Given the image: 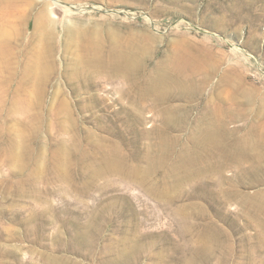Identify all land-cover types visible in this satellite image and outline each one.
Returning a JSON list of instances; mask_svg holds the SVG:
<instances>
[{
	"label": "rangeland",
	"instance_id": "obj_1",
	"mask_svg": "<svg viewBox=\"0 0 264 264\" xmlns=\"http://www.w3.org/2000/svg\"><path fill=\"white\" fill-rule=\"evenodd\" d=\"M8 1L0 264H264V0H39L56 27L27 36ZM96 33L141 54L135 76L88 63ZM163 65L184 90H149ZM217 115L221 149L200 144Z\"/></svg>",
	"mask_w": 264,
	"mask_h": 264
},
{
	"label": "bare ground",
	"instance_id": "obj_2",
	"mask_svg": "<svg viewBox=\"0 0 264 264\" xmlns=\"http://www.w3.org/2000/svg\"><path fill=\"white\" fill-rule=\"evenodd\" d=\"M56 1L59 2L58 0ZM8 2L10 4H13L22 13L19 22L25 27L24 36H27V23H30L31 20H34L37 28L45 30L46 34L49 33V25H51L53 30H55L56 23L55 21H53L52 14L50 13V9L48 10V6L46 3L40 2L39 0H9ZM35 6L39 7L38 9H35L36 14H28L27 12L29 8H35ZM63 8L65 9L66 16H74L86 11L85 8L77 7L74 5H66V7ZM23 9L25 11L22 12ZM48 12L49 14H46ZM68 25L69 28L75 32V36H78L76 38V42H79V38L82 39L86 35V33L81 31L79 25L74 21L69 22ZM80 31L83 34L79 36ZM91 37L92 38L88 41V51L86 54L88 58V63L93 66L94 69L98 71V73L105 72L117 77L132 78L142 67L143 61L140 56L141 54L138 55L132 52H128V50L125 51L121 47H117L116 49L112 48L111 50H109L108 53H105L103 39L99 35V33L93 34L91 35ZM45 40L46 37L44 36L42 38V43L43 45H46V48L43 50L45 65L41 69L42 81L47 80L48 73L50 71V68L52 67V59L54 53V49L51 47V43L47 42L46 44H44ZM47 44L49 47L47 46ZM6 49V47L0 48V60H5L10 57L9 53L4 52V50ZM174 73L175 72L173 71L172 67L166 65L160 67L158 75H156L154 80L150 83L149 90H157V92L163 93L164 95L174 89V87H177L180 90H184L185 84H183L182 81L179 80L180 78L176 77ZM216 118V123L211 121L210 125L206 128L205 133L202 136V143L200 141V144L215 146V148L221 149L222 147L224 148L223 141L227 135V131L224 128L225 125L222 121L221 116L217 115ZM237 149V154H243V157H247L250 153H256V146L253 143L241 144ZM254 199H256V197ZM261 199L264 200V195ZM254 202L255 204L259 203L258 200H254Z\"/></svg>",
	"mask_w": 264,
	"mask_h": 264
}]
</instances>
